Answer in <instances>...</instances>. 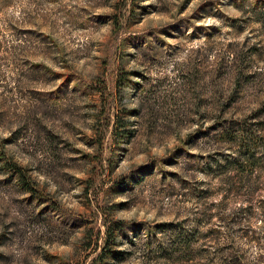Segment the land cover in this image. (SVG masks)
<instances>
[{
  "label": "rangeland",
  "instance_id": "rangeland-1",
  "mask_svg": "<svg viewBox=\"0 0 264 264\" xmlns=\"http://www.w3.org/2000/svg\"><path fill=\"white\" fill-rule=\"evenodd\" d=\"M0 264H264V0H0Z\"/></svg>",
  "mask_w": 264,
  "mask_h": 264
},
{
  "label": "trees",
  "instance_id": "trees-1",
  "mask_svg": "<svg viewBox=\"0 0 264 264\" xmlns=\"http://www.w3.org/2000/svg\"><path fill=\"white\" fill-rule=\"evenodd\" d=\"M249 150V149H248ZM255 152L256 150H250L249 152H246V151H241L240 153V157L243 159H247L248 162H250L252 164L253 167H256V163L254 161L255 159ZM110 251H113L110 249Z\"/></svg>",
  "mask_w": 264,
  "mask_h": 264
}]
</instances>
